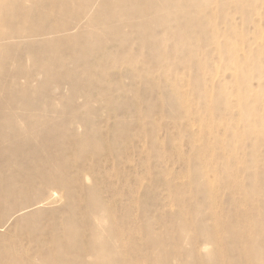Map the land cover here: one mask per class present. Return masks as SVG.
Masks as SVG:
<instances>
[{
    "label": "rangeland",
    "instance_id": "rangeland-1",
    "mask_svg": "<svg viewBox=\"0 0 264 264\" xmlns=\"http://www.w3.org/2000/svg\"><path fill=\"white\" fill-rule=\"evenodd\" d=\"M162 1L0 40V264H264V0Z\"/></svg>",
    "mask_w": 264,
    "mask_h": 264
},
{
    "label": "bare ground",
    "instance_id": "bare-ground-1",
    "mask_svg": "<svg viewBox=\"0 0 264 264\" xmlns=\"http://www.w3.org/2000/svg\"><path fill=\"white\" fill-rule=\"evenodd\" d=\"M24 1L26 0H10V1H3L5 2V4H3V2H0V16L2 14V12L4 11L5 14V18L2 19V22H4L10 29V31L8 32H1L0 31V40H6V39H12V38H25L27 36V34L29 33L30 30L28 29H23L19 23L25 20H28L31 15L34 12L43 14L44 16H48L49 14H54L56 16H59L60 18L65 19V21H63L62 23H60L61 25L59 26V29L63 32L69 29H72V23L74 22V19H72L73 17H76V14L73 15V17H71L70 20H67V17L70 18V13L74 10V1L75 0H34V2L31 5L28 6H23L24 5ZM51 1V2H55L57 4V6L55 8H48L47 7V2ZM86 3V8L88 7H93L94 5H97L100 1H95V0H84ZM107 0H102V2H105ZM189 1L191 3V5L194 7L195 11H191V12H186V16L188 21H190L194 27H192L194 30H192V28L190 29V33H194L197 32V29L201 28V30L198 31V36L200 38H206V30H205V26L209 25V20L208 19H202L201 17H199L197 14H200V12H202V10H206L209 11L212 7V4L217 2L226 4V3H231L234 2L235 5L240 6L242 5L243 1L242 0H186ZM162 6H158L164 10L170 9L172 7V4L169 3L167 0H164L162 2H159ZM177 4L178 6L182 5V0H177ZM233 4V5H234ZM177 5H174V7H176ZM195 13V14H194ZM73 14V13H72ZM81 14L85 15L89 21H91L93 19V16H91V12L90 10L81 12ZM49 28L45 29L48 30ZM193 31V32H191ZM212 33L214 34V31H212ZM211 37L210 39L213 40V35L210 33ZM5 43H7V45H10V41H6ZM1 49V46H0ZM264 44L262 45V48H258L256 51L259 52L260 54L264 55ZM232 61L239 65L242 60H240L236 54L234 56V58L232 59ZM258 69V75L260 76H256V78L262 77L264 76V63L263 61H259V64L257 66ZM52 195H56L57 197H59V192L52 187ZM93 229L97 227V224H92L90 225ZM97 229V228H96ZM95 229V230H96ZM264 229V226H263ZM91 244H89V247L94 250L95 245H96V240H91L90 241ZM252 244H253V248H252V255L253 257H256L257 259L262 258V256H264V253L261 251V248L258 245L257 239H253L252 240ZM263 259V258H262ZM156 261V260H155ZM109 263V262H108ZM257 264H263V262H258Z\"/></svg>",
    "mask_w": 264,
    "mask_h": 264
}]
</instances>
